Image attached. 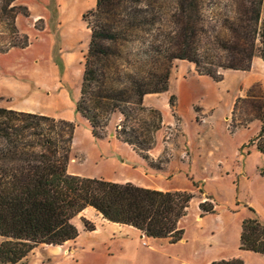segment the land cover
<instances>
[{
    "label": "rangeland",
    "instance_id": "rangeland-1",
    "mask_svg": "<svg viewBox=\"0 0 264 264\" xmlns=\"http://www.w3.org/2000/svg\"><path fill=\"white\" fill-rule=\"evenodd\" d=\"M95 1L0 0V108L72 122L70 174L191 193L188 215L179 225L187 240L172 246L151 242V248L145 247L138 235L119 234L112 226L101 230L105 221L88 208L72 220L81 231L74 244L39 245L20 264H202L207 255L237 249L240 223L248 216L244 205L264 221V156L251 147L256 141L264 148V137L248 141L253 128L236 125L253 113L246 101L234 106L239 97L260 96L257 85L264 94V62L255 56L249 71L219 68V81H214L200 75L193 63L174 59L168 91L143 101L162 117L154 146L140 152L117 139L122 119L118 114L95 138L75 110L90 40L82 16L94 9ZM145 1L157 2L154 12L163 20L173 16V0ZM196 2L201 19L199 48L211 55V61L224 63L214 37L226 36L227 0ZM211 197L216 213L196 221L201 202L214 205ZM83 218L98 226L96 234L84 229ZM249 264L264 260L251 256Z\"/></svg>",
    "mask_w": 264,
    "mask_h": 264
},
{
    "label": "trees",
    "instance_id": "trees-1",
    "mask_svg": "<svg viewBox=\"0 0 264 264\" xmlns=\"http://www.w3.org/2000/svg\"><path fill=\"white\" fill-rule=\"evenodd\" d=\"M153 2L96 0L94 9L82 16L90 40L75 110L95 138L118 114L122 119L116 138L140 152L154 146L162 122L157 109L143 105L144 97L168 91L174 59L193 63L200 75L214 81H219V68L249 71L255 56L264 62V0H227L226 36L214 37L224 63L211 61V55L199 48L201 19L196 0H173V16L164 20L154 12ZM255 87L260 96L239 97L234 108L246 101L252 118L236 126L260 121V139L264 137V94ZM168 104L174 107L173 97ZM233 113L234 109L231 121L235 122ZM139 114L147 119H138ZM74 130L65 119L0 108V264H20L39 245L60 246L75 240L78 230L72 220L87 208L148 238L180 241L184 230L178 223L193 195L68 173ZM256 149L264 154L262 145ZM198 208L201 216L215 212L206 201ZM81 222L86 231L95 230L86 219ZM239 249L264 257V223L257 217L241 221ZM210 264L243 261L233 258Z\"/></svg>",
    "mask_w": 264,
    "mask_h": 264
},
{
    "label": "crops",
    "instance_id": "crops-1",
    "mask_svg": "<svg viewBox=\"0 0 264 264\" xmlns=\"http://www.w3.org/2000/svg\"><path fill=\"white\" fill-rule=\"evenodd\" d=\"M0 95H3L0 93ZM148 96V95H147ZM147 96L144 97V100L147 98ZM29 112H33V111H29ZM253 128V133L252 135L249 137L248 141L253 139L254 137H258V133H259V130H260V127H261V123L260 121L258 120H254L252 121L247 127H241V128H245L247 130H249L250 128ZM237 129H240V128H237ZM252 142H255V144H253L251 147L252 148H255L256 149V141H252ZM257 150V149H256ZM258 151V150H257ZM260 154H262L264 156L263 153H261L260 151H258ZM262 176H264V170L261 174ZM211 200L214 204V206H216L215 204V201L214 199L211 197ZM236 205H238V203H236ZM244 207L247 209V212H248V216L242 218L243 219H247V218H252V217H257L260 221H262L264 223V221L259 217V215L257 214V212L249 207L248 205H244ZM249 208H251L253 211H254V214L252 212L249 211ZM88 209V208H87ZM85 209V210H87ZM84 210V211H85ZM216 213V209H215V212L214 213H211V214H204V215H200V213H197V215L195 216V220L196 221H199V222H202L203 219L206 217V216H209V215H212V214H215ZM81 214V213H80ZM188 214H186V216L184 218H182L180 220V222L178 223V227L181 223V221H183L186 217H187ZM105 221V223L102 225V228L101 230L103 229H106L108 228L109 226H112L115 228V230L121 234V233H124L126 234V236H132V235H138L139 238L142 240V245L145 246V247H149L151 248V242H160L161 245H165V246H172V245H177L179 243H184L186 242V236H185V230L182 228V227H179V228H182L184 230V234L182 236V239L176 243H170L168 241L169 238H163V239H153V238H148L146 237L143 233H141L140 231L136 230L135 228L131 227V226H128V225H122V224H117V223H112V222H109L105 219H103ZM241 220V221H242ZM241 224V223H240ZM98 227V226H96ZM95 227V230L94 231H87L88 233L90 234H96L97 233V228ZM77 230H78V236L77 238L81 235V231L79 230V227H77ZM240 232H241V225H240ZM240 232H239V235H240ZM76 238V239H77ZM75 240L73 241H70V242H66L60 246H56V247H63V246H67V244H74L75 243ZM69 247V246H68ZM31 253V252H30ZM28 256V255H27ZM26 256V257H27ZM251 256H256L257 258H262L264 260V257L259 254V253H255V252H251V251H245V250H240L239 247L233 251H230L229 253H219V254H210V255H207L202 264H210L211 262L213 261H217V260H230V259H233V258H238V259H241L243 261V264H249V259L251 258ZM181 264H189L188 262L186 261H182Z\"/></svg>",
    "mask_w": 264,
    "mask_h": 264
}]
</instances>
